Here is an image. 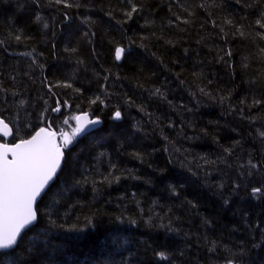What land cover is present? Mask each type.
I'll list each match as a JSON object with an SVG mask.
<instances>
[{
    "label": "trees",
    "instance_id": "obj_1",
    "mask_svg": "<svg viewBox=\"0 0 264 264\" xmlns=\"http://www.w3.org/2000/svg\"><path fill=\"white\" fill-rule=\"evenodd\" d=\"M82 112L0 264H264V0H0L10 142Z\"/></svg>",
    "mask_w": 264,
    "mask_h": 264
},
{
    "label": "water",
    "instance_id": "obj_2",
    "mask_svg": "<svg viewBox=\"0 0 264 264\" xmlns=\"http://www.w3.org/2000/svg\"><path fill=\"white\" fill-rule=\"evenodd\" d=\"M123 58V49L117 52ZM62 107L54 112L59 115ZM114 120L121 121L116 112ZM103 125L100 117L83 112L76 116L78 135H86ZM62 131L51 125L40 127L31 137L9 143L12 126L0 118V251L17 247L22 235L38 222L37 206L60 174L65 161Z\"/></svg>",
    "mask_w": 264,
    "mask_h": 264
},
{
    "label": "rangeland",
    "instance_id": "obj_3",
    "mask_svg": "<svg viewBox=\"0 0 264 264\" xmlns=\"http://www.w3.org/2000/svg\"><path fill=\"white\" fill-rule=\"evenodd\" d=\"M67 124H68V127H67L68 132L66 133V135H64V138L62 139V142L65 144L71 143L75 139V137L77 136V133H78L76 126H73L70 123V121L67 120Z\"/></svg>",
    "mask_w": 264,
    "mask_h": 264
},
{
    "label": "bare ground",
    "instance_id": "obj_4",
    "mask_svg": "<svg viewBox=\"0 0 264 264\" xmlns=\"http://www.w3.org/2000/svg\"><path fill=\"white\" fill-rule=\"evenodd\" d=\"M121 118H122V117H121ZM46 125H47V124H46ZM51 125H52V124H51ZM43 126H45V125H43ZM52 126H53V125H52ZM41 127H42V126H41ZM56 130H57V129H56ZM13 131H14V130H13ZM0 140H1V141H4L2 138H0ZM9 143H12V142L9 141ZM13 143H15V142H13Z\"/></svg>",
    "mask_w": 264,
    "mask_h": 264
}]
</instances>
